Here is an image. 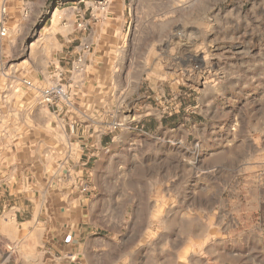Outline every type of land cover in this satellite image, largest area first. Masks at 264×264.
Masks as SVG:
<instances>
[{
    "label": "rangeland",
    "instance_id": "374dc122",
    "mask_svg": "<svg viewBox=\"0 0 264 264\" xmlns=\"http://www.w3.org/2000/svg\"><path fill=\"white\" fill-rule=\"evenodd\" d=\"M74 1L33 0L0 36V153L36 146L50 119L62 159L91 136L76 185L94 199V264H245L247 236L264 235V0H127L79 91L51 78L75 45Z\"/></svg>",
    "mask_w": 264,
    "mask_h": 264
},
{
    "label": "crops",
    "instance_id": "0c3cea01",
    "mask_svg": "<svg viewBox=\"0 0 264 264\" xmlns=\"http://www.w3.org/2000/svg\"><path fill=\"white\" fill-rule=\"evenodd\" d=\"M10 2L9 19L23 18L24 0ZM74 3L70 8L75 24L82 21L84 27L76 25L67 34V40H74L75 45L71 54L51 61L54 67L51 78L58 77V72H70V86L79 91L82 85L92 80L94 69L102 67V60L99 61L94 52L104 46L102 42L107 36L124 30L128 7L127 0H113L105 9L101 0H75ZM32 5L33 0L29 8ZM63 50L64 46L61 50L56 49L57 52ZM80 56H84L83 63H80L83 72L76 69ZM62 62L67 65L62 66ZM24 78H21L23 83ZM48 125L40 128L47 134L41 139L36 137V146L28 142L15 151L11 146L0 153V243L12 244L22 250L14 257L17 252L7 256L6 250L0 248L1 264H94L91 243L94 199L90 190L76 185L77 179H82L80 175H86L92 157L86 149L93 146L92 138L87 135L79 143L71 141L74 146L79 144L82 151L75 158L64 156L62 159L59 147L64 144L58 139L54 119H50ZM71 126L75 133V126ZM96 144L97 148L103 147V138L100 137ZM51 162L57 163L56 169L50 170ZM61 163H65L64 169L69 172L68 177H72L69 184L61 181L55 184L53 180ZM40 179L42 183L38 181ZM260 209H264L263 203ZM39 252L43 254H37ZM246 259L245 264H264V235L251 230L246 240Z\"/></svg>",
    "mask_w": 264,
    "mask_h": 264
},
{
    "label": "built area",
    "instance_id": "2783aa9c",
    "mask_svg": "<svg viewBox=\"0 0 264 264\" xmlns=\"http://www.w3.org/2000/svg\"><path fill=\"white\" fill-rule=\"evenodd\" d=\"M11 0H0V36L1 37H7L10 32V23H9V9H10V2ZM25 5H24V14L23 17H27L28 12H29V3L31 0H24ZM102 8L105 9L107 6V1H102ZM80 27H84V23L82 21H79L78 24ZM88 47V46H86ZM84 56H80L78 58V64L76 65V69L78 71H83V67H81L80 63H83ZM63 72H58V77H62ZM24 83L29 86L30 88L38 89L39 87L33 82L31 79H25ZM61 84L53 86L51 88H47L46 90H43V93L46 96L47 101H51L54 99L55 94L57 92H61ZM61 87V88H60ZM1 264V263H0Z\"/></svg>",
    "mask_w": 264,
    "mask_h": 264
},
{
    "label": "bare ground",
    "instance_id": "6f19581e",
    "mask_svg": "<svg viewBox=\"0 0 264 264\" xmlns=\"http://www.w3.org/2000/svg\"><path fill=\"white\" fill-rule=\"evenodd\" d=\"M61 88V87H60ZM61 90V92H64V89H63V87L60 89Z\"/></svg>",
    "mask_w": 264,
    "mask_h": 264
}]
</instances>
